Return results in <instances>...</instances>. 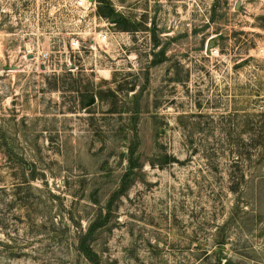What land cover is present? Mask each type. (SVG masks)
Segmentation results:
<instances>
[{
  "label": "rangeland",
  "instance_id": "1",
  "mask_svg": "<svg viewBox=\"0 0 264 264\" xmlns=\"http://www.w3.org/2000/svg\"><path fill=\"white\" fill-rule=\"evenodd\" d=\"M96 2L0 0V264H264V0Z\"/></svg>",
  "mask_w": 264,
  "mask_h": 264
},
{
  "label": "built area",
  "instance_id": "2",
  "mask_svg": "<svg viewBox=\"0 0 264 264\" xmlns=\"http://www.w3.org/2000/svg\"><path fill=\"white\" fill-rule=\"evenodd\" d=\"M72 15L73 28L66 32L67 37L63 38V47L70 49L73 53H81L85 49L93 47L98 40L108 44V31L103 27L111 24L108 18H104L98 12L96 0H75L74 5L69 9ZM57 52L53 47H42L38 58L41 59L43 70H49L54 64Z\"/></svg>",
  "mask_w": 264,
  "mask_h": 264
},
{
  "label": "trees",
  "instance_id": "3",
  "mask_svg": "<svg viewBox=\"0 0 264 264\" xmlns=\"http://www.w3.org/2000/svg\"><path fill=\"white\" fill-rule=\"evenodd\" d=\"M259 116L264 117V113H259ZM262 126H261V134L254 137L253 139V145L256 146V149L264 151V121L262 120ZM34 177V176H33ZM35 178V177H34ZM95 224L90 225V228L88 231L80 236V244L78 246L79 251L83 253L92 263L98 264L96 258V252L94 249H92L90 245V238L92 235V232L94 231Z\"/></svg>",
  "mask_w": 264,
  "mask_h": 264
},
{
  "label": "water",
  "instance_id": "4",
  "mask_svg": "<svg viewBox=\"0 0 264 264\" xmlns=\"http://www.w3.org/2000/svg\"><path fill=\"white\" fill-rule=\"evenodd\" d=\"M215 44H216L215 40L211 39V40H210V43L208 44V48H211V47L214 46ZM8 68L18 69V66L13 65V66L8 67Z\"/></svg>",
  "mask_w": 264,
  "mask_h": 264
}]
</instances>
